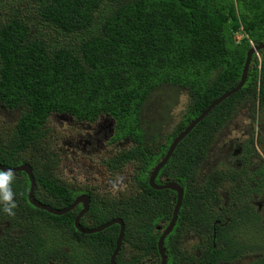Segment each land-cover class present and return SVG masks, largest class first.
Wrapping results in <instances>:
<instances>
[{
    "label": "trees",
    "instance_id": "16d2710c",
    "mask_svg": "<svg viewBox=\"0 0 264 264\" xmlns=\"http://www.w3.org/2000/svg\"><path fill=\"white\" fill-rule=\"evenodd\" d=\"M6 1L21 6L7 12L2 8ZM237 34H242L240 41ZM252 42H264V0H0V112L17 114L13 132L7 139L0 136V164L12 169L31 165L36 200L65 209L77 194L61 183L56 155L45 147L48 121L66 116L95 123L106 116L116 122L120 136L137 144L128 159L143 163L142 172L149 170L174 138L237 87ZM162 85L188 90L190 103L174 131L152 147L156 134L144 131L140 113ZM243 97L264 103V60L254 57L246 85L196 126L164 168L165 176L185 188L176 236L165 246L168 264H221L256 251L258 257L249 264H264V246H254L255 232L246 227L259 215L250 205L241 214L230 212L231 228L224 231L217 223L224 174L198 178L215 137ZM139 180L145 198L130 203L136 212L125 214L121 204L107 202L91 206L92 226L81 224L96 228L122 217L127 225L123 244L143 253L131 264L142 257L159 264L151 227L173 217L178 195L154 191ZM10 187L17 207L9 215L0 197V264H110L117 225L82 234L75 227L76 213L58 217L30 204L25 173L13 175ZM146 196L150 203L143 201ZM239 230V238L234 237ZM190 231L201 236L196 253L183 251L180 244L182 233ZM123 251L117 264H128Z\"/></svg>",
    "mask_w": 264,
    "mask_h": 264
},
{
    "label": "flooded vegetation",
    "instance_id": "af4514ba",
    "mask_svg": "<svg viewBox=\"0 0 264 264\" xmlns=\"http://www.w3.org/2000/svg\"><path fill=\"white\" fill-rule=\"evenodd\" d=\"M257 45L252 42V47H255ZM254 57L255 59L257 58L259 61H263L264 50L257 51L253 55L251 65L254 63ZM236 103L237 104L234 109L233 115L224 125L221 132V136H223L226 128L230 125V120L233 118L236 120L237 125L234 131V135L237 134V137H234V141H226V143L223 145V155L225 156L226 160H222L221 165H224V162L225 165L220 168L221 170H217L216 166H211L208 169L209 173H206L205 176H203L202 169H200L198 172V178L200 180L203 178V180L205 181L215 171L218 172L220 175L221 172H223L224 178L221 183V186L219 187L221 196V207H219V211L221 214H219V216L222 219L218 220L217 223H221V228L224 231H226L225 228L230 231L231 218L228 217L230 212L241 214V212L246 209L245 207H248L250 205L251 208L259 215V220L257 222H253L251 220V223H247L246 227H249L250 229H252V231L255 232L253 239L251 240L252 243L256 244L254 246H258V244L264 246V228H262L264 227V103L258 100L257 97H255L253 100L244 99L243 97L241 101H237ZM65 117L66 116H64V118ZM73 120L75 121V119ZM77 123L81 126H86L85 128H83L87 130V132L84 133L85 136H76L73 143L69 142L66 139L63 141V144L79 148L84 155L80 157V159H83V157L87 158V160H83L80 163L79 169L74 162L62 163V158L57 156V153L54 152V148L52 146L51 148H49L48 145H51L50 142H46L45 147L50 151L54 150L53 152L56 155V174L60 179L61 183L66 185L69 189H71L77 194L75 200L81 196H86L90 198V208L82 216L81 221H83V223H86L87 226H92L93 222L91 214L92 210L94 209H91V206L96 208L100 207L101 205L104 206L107 202L110 205L121 204L122 211H124L125 214H127V212L129 211L134 212L135 210L129 209L130 203L135 199H137V201H140L139 199L145 198V191L142 188L143 182L140 180L138 181V179L142 177L144 179V183L151 188L149 183L151 174L154 171L155 167L160 163V161L166 156L167 153L159 158V162L157 163V165H154L149 170L144 169V171L142 172L143 163L138 162L137 159H128L127 157L128 154L133 151V148L137 146V144L128 135L120 136L116 131L117 129L112 119L110 121L108 117L104 116L99 118V120L95 123ZM112 123L114 124V126ZM150 146L156 147L158 146V144ZM258 150H260L261 152ZM157 153H160V151L158 150ZM210 153L211 149H209L208 156L210 155ZM92 156L93 160L90 159L92 158ZM70 164L75 165L70 171L72 174L76 175L75 177L77 179H80V181L83 183V185L85 186L83 189L77 191L72 188L69 183L62 181V176H60L59 174L58 166L64 165V167L66 168V165L67 167H69ZM81 165L85 166L89 170V175H83V173L79 171ZM164 168L159 172L158 176L156 177L155 183L157 186H164L171 182H176L173 181L171 178L165 176ZM182 188L184 189L185 196V188ZM153 190L160 191L155 189ZM74 201L71 203V205L74 203ZM143 201L150 203L152 199L146 196V199ZM234 209L236 211H234ZM83 210V205L79 204L77 207H75L73 211H71L73 213H76L75 220L83 212ZM137 214V217L141 216L138 212ZM172 218L168 222L161 220L157 223H153L151 230L153 231V236L157 238L158 244L161 236L163 235L167 226L171 222ZM116 219L122 220L124 222V237H126L127 225L125 223V220L122 217H115L111 219V221ZM178 223L179 217L176 226ZM134 224L131 225L130 228H134V226L136 227V224ZM116 225L119 228L120 234L121 226L118 224ZM176 226L172 233L169 234L168 237L165 239L164 249L167 258L169 256L167 255L168 250L165 248V246L166 243L170 241V238H174L176 236ZM84 228L88 230L95 229L89 227ZM129 234L131 235V233ZM234 234V237L239 238L240 230L237 232V234L236 232ZM200 237L201 236H198L197 234H194L191 231L188 232L186 235L182 233V235L180 236V244L183 247V251L187 252L188 250L189 252V249L192 250L193 247L197 245H202V240ZM192 241L196 242V244H191ZM226 244L227 242L223 241L221 243V248L224 249L223 247H225ZM122 249H124L122 254L123 260L125 263L128 264H131V261L134 256L139 258V256L143 255V253H139L127 243L123 244ZM256 253L257 251L251 254V256L236 260L232 259L230 262H221V264H249L250 262H253L256 257H258ZM155 263V260L151 257H142L140 258V261H137L135 264Z\"/></svg>",
    "mask_w": 264,
    "mask_h": 264
},
{
    "label": "rangeland",
    "instance_id": "374dc122",
    "mask_svg": "<svg viewBox=\"0 0 264 264\" xmlns=\"http://www.w3.org/2000/svg\"><path fill=\"white\" fill-rule=\"evenodd\" d=\"M20 6L21 3L19 2L6 1L5 4L2 5V8L4 11L9 12L14 9L17 10ZM30 14L32 15V11L30 12ZM236 38L237 41H240L242 39V34H237ZM189 103V91L184 88H179L173 85H162L158 87L156 91L150 96L149 100L145 103L142 108L140 118L144 131L147 134H156L154 145L161 142L165 135H169L174 131L175 127L185 116ZM233 119L230 120V125L226 128L223 136H221L220 130L219 134L215 137L214 142L210 148L211 153L207 157V161L201 165L203 176H205L206 173H209L208 169L211 166H216L217 170H221L220 168L225 165V162L224 165H221V161L226 160L225 156L223 155V145L226 143V141H234V137H237V134L234 135L237 122L235 119ZM109 120L111 121L110 118ZM129 120L131 122L133 121L132 118H129ZM16 123V113H9L6 111L0 112V133L4 134L0 136L7 139L8 134L13 132L12 130H14ZM113 123L116 125V122L114 120ZM85 127L86 126H81L73 119L68 117L64 118L63 116H52L49 119L47 125V140L51 143V145L49 144L48 146L49 148H51V146L54 148L55 151H51L56 152L57 156L62 158V163L74 162L79 169L80 163L83 160H87V158L85 157H83V159H80V157L84 155L79 148L63 144V141L66 139L69 142L73 143L76 136L82 135L84 137V133L87 132V130L83 129ZM93 156L92 158H90L91 160H93ZM74 166L75 165L70 164L69 167H67L66 165L65 168L64 165H62L58 166V169L60 176H62V178L60 177L62 181L69 183L72 188L78 191L80 189H83L85 186L80 181V179H77L75 177L76 175L71 173L70 170ZM79 171L83 173V175H89V170L83 165H81ZM191 244H196V242L192 241ZM198 250L199 249H197L196 246L193 247L192 250L189 249V251L194 253H196Z\"/></svg>",
    "mask_w": 264,
    "mask_h": 264
},
{
    "label": "water",
    "instance_id": "95a60500",
    "mask_svg": "<svg viewBox=\"0 0 264 264\" xmlns=\"http://www.w3.org/2000/svg\"><path fill=\"white\" fill-rule=\"evenodd\" d=\"M261 50H264V42L258 44L255 47H252L248 51L246 63H245L244 69H243L242 77H241V81L239 82L237 87H235L231 91L225 93L217 101L212 103L206 109V111H204L202 113V115L200 117H198L192 123H190L185 128V130L182 131L174 139V141L171 144L166 156L160 161V163L155 167L154 171L151 174L150 182H149L151 188H153L155 190H160V191L171 190V191L177 193V195H178L177 204L175 206L174 213H173V218H172L171 222L169 223V225L167 226L166 230L164 231L163 235L161 236L159 244H158V249H159V253L161 256V263L160 264H168V258H167L166 253H165L164 243H165V239L168 237V235L171 234L172 231L174 230L176 223L178 221L179 213H180V210H181L182 205H183L184 189L176 182H171V183L164 185V186H157L155 183L156 177L158 176L159 172L167 165V163L169 162V160L173 156V154H174L175 150L177 149V147L179 146V144L196 128V126L200 122H202L216 106L220 105L222 102H224L226 99L231 97L233 94L239 92L245 86L247 79H248V73L250 70L252 57L257 51H261ZM0 171H2L4 173L12 172L14 175L18 174V173H25L28 176V178L30 179V191H29V202H30V204L33 205L35 208L46 211V212H48L54 216H58V217L64 216V215L68 214L69 212L73 211L75 209V207H77L79 204H82L84 207V210L75 220V227L82 234L91 235V234H95V233H100V232L104 231L105 229L110 228L116 224L120 225L121 226V232H120L118 240H117L116 249H115L114 253L112 254L111 260H110V264H117L116 260H117V257L119 255L121 249H122V244H123V239H124V234H125V224L122 220H117V219L112 220L111 222H108L101 227H98V228H95L92 230H88L81 225V218L90 208V198L89 197H86V196L82 197L81 196V197L77 198L69 208L61 209V210H55L52 207L45 205V204H42L36 200L35 192H36V188H37V182H36V179L34 176L33 167L31 165L23 164V165H20V166L12 169V168H8V167H5V166L0 164Z\"/></svg>",
    "mask_w": 264,
    "mask_h": 264
},
{
    "label": "clouds",
    "instance_id": "9594fccd",
    "mask_svg": "<svg viewBox=\"0 0 264 264\" xmlns=\"http://www.w3.org/2000/svg\"><path fill=\"white\" fill-rule=\"evenodd\" d=\"M13 175L14 174L12 172L4 173L0 171V197H2V200L6 205L4 211L9 215H15L13 209L17 207L13 200V193L10 187V182L13 178Z\"/></svg>",
    "mask_w": 264,
    "mask_h": 264
}]
</instances>
